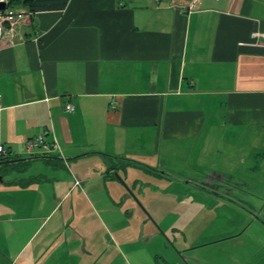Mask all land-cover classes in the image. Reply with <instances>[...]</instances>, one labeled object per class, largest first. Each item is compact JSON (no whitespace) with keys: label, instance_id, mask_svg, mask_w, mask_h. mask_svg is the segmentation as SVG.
<instances>
[{"label":"crops","instance_id":"obj_1","mask_svg":"<svg viewBox=\"0 0 264 264\" xmlns=\"http://www.w3.org/2000/svg\"><path fill=\"white\" fill-rule=\"evenodd\" d=\"M192 1L70 0L64 10L32 14L12 42L0 41V144L12 159L40 157L0 169V264H42L50 252L51 264H69L70 255L88 252L80 245L93 235L69 236V214L49 223L66 207L76 209L74 220L85 206L95 214L119 200L129 204L109 161L128 164L129 174L151 173L149 166L171 173L189 142L198 173L264 174V38L254 37L264 34V0H203L189 13ZM11 10L29 12L21 1ZM45 130L61 152L27 154L25 143ZM219 130L232 136L219 140ZM220 141L226 148L218 150ZM217 155L236 165L217 169L210 163ZM235 177L228 181L241 196L208 200L236 217L224 218L229 237L213 243L236 247L156 253L157 264H264V184ZM128 208L137 215L135 205Z\"/></svg>","mask_w":264,"mask_h":264},{"label":"rangeland","instance_id":"obj_2","mask_svg":"<svg viewBox=\"0 0 264 264\" xmlns=\"http://www.w3.org/2000/svg\"><path fill=\"white\" fill-rule=\"evenodd\" d=\"M220 131L217 132L221 135L219 140H225L232 136L228 130L225 135L221 134ZM222 145L226 148L227 143L220 141L217 144L218 150L221 149ZM182 148L185 149V155L181 154L182 156L178 160V170L167 173L168 177L156 175L152 171L145 175H141L139 171H133L129 174L130 186L135 184L137 179L141 181L135 188L124 186L125 193L134 199H129V204L126 200L123 203H121L122 200H119L118 206H110L109 209L104 210V213L98 209L95 214L85 206L79 214V219L76 216L74 220L72 214L76 209L73 210L68 207L51 216L54 217L49 223V227L60 218L62 212L66 215L69 214L70 219L65 227L71 228L68 231L71 237L77 239L76 235L79 236L77 233L80 232L84 235H93L91 241L88 240L85 244L82 240L80 245L81 249L79 250H87L88 252H82L84 254L82 255L79 251L80 254L77 252L70 255L69 258H66L69 260V264H76L72 259L73 255H79L81 264H138V262L140 264H157L153 258L156 253L187 252L195 255H206L210 252H225L236 247L237 243L234 241H216L213 243L217 239L229 237V229L231 228L224 218L228 217L232 222H235L236 217L227 210L218 213L220 208L213 201L208 200L209 197L213 196L207 193V188H205V193L202 190L197 191L196 188L194 189L187 183L193 181L196 184H208L207 181L216 179L217 181L212 182L211 185H218V183H225L228 179L236 176L235 179L244 178L254 181L253 185L259 182L264 184V174H250L242 169L230 172L231 174L223 172L228 175H224V177L217 176V174L207 176L208 172L204 171L205 173L201 174L195 168L198 151L193 153L189 142H186ZM158 157L160 158V156ZM210 160V163L222 171L227 165H236L234 157L231 158L229 155H217V157H211ZM153 163L158 165L157 161H153ZM149 168L153 169L152 166ZM75 169L74 167V171ZM0 175L4 174L1 172ZM120 176L122 179H126L125 174L121 173ZM240 189L239 187L235 192V196L242 195ZM116 196L119 197V195ZM141 196L144 202L140 200L139 197ZM119 203H121L120 206ZM130 204L136 206L137 215L129 210ZM205 205L214 208L213 213L211 211L209 213L208 206ZM89 213L92 215L89 216ZM221 213L225 216L220 215ZM235 215L237 214L235 213ZM80 217L90 219L81 222ZM75 232H77L76 235ZM57 236L56 239L64 240V235L58 234ZM85 238L88 237L85 236ZM93 252H97V254L95 255ZM25 255L27 256L28 252ZM181 260L183 264H186L184 259L181 258ZM42 264H51V252L43 258ZM158 264H163L162 260L158 261Z\"/></svg>","mask_w":264,"mask_h":264},{"label":"built area","instance_id":"obj_3","mask_svg":"<svg viewBox=\"0 0 264 264\" xmlns=\"http://www.w3.org/2000/svg\"><path fill=\"white\" fill-rule=\"evenodd\" d=\"M155 2H159V0H154ZM203 0H193L192 4L188 7L187 11L193 12L197 6L202 2ZM215 1H221V0H215ZM30 12L26 11H19V10H8L0 12V41L2 40H9L12 42L14 40L15 35V28L21 24L24 23L25 20L29 19L31 17ZM255 38L263 37L264 34H255ZM111 109L117 110L118 104L117 102H114L111 104ZM65 111L67 113L73 114L75 112V108L72 104H67L65 107ZM51 135L50 131H43L37 138L28 140L25 143V151L27 154L32 155L36 151H42L44 153H52V152H58L60 153L58 141L55 136H53L51 142L47 141V138ZM12 156L11 151L4 145L0 144V161L3 159L10 158ZM77 185L79 183H76Z\"/></svg>","mask_w":264,"mask_h":264},{"label":"flooded vegetation","instance_id":"obj_4","mask_svg":"<svg viewBox=\"0 0 264 264\" xmlns=\"http://www.w3.org/2000/svg\"><path fill=\"white\" fill-rule=\"evenodd\" d=\"M63 160L64 161H66L64 158H63ZM117 160H120L121 162L122 161H124L123 159H121V158H118ZM127 161H130V160H127ZM67 162V161H66ZM130 163H134L133 161H130ZM109 164H110V166H114V171L115 172H117L119 175H120V173H123V174H129V173H127L128 172V169H129V165L128 166H126V165H123V163H122V165L121 164H119V165H117V166H115L114 165V162H113V164L109 161ZM17 168H18V166H17ZM20 168V167H19ZM6 170V169H5ZM20 170V169H19ZM150 170L152 171V172H154V174H156V175H160V176H165V177H168L169 175L167 174V173H169V172H167V171H165V170H162V169H159V168H153V169H151L150 168ZM214 176L215 174H208L207 176ZM217 177V176H216ZM115 178V177H114ZM122 180H124V179H122ZM215 181H217L216 179H214V180H210V181H207V183H208V188L207 187H205V186H202V185H200V184H196V183H194L193 181H192V183H190V182H188L187 183V185H189V186H192L194 189L196 188V190L197 191H200V190H202L203 192H205L206 193V189L205 188H207V193L210 195V196H216V197H219V198H226L227 200H230V198L229 197H227L226 195H229V194H227V192H222L223 190H226L225 188L224 189H220V190H218V189H216V188H218L219 187V185L220 184H218V185H216V187L214 188V190L213 189H210L209 187L210 186H213V185H211L212 184V182H215ZM226 181V180H225ZM227 182H229L230 183V181H228L227 180ZM76 183H79L78 185H80L81 183L79 182V181H77ZM124 183H125V180H124ZM123 185V184H122ZM125 185H126V183H125ZM124 186V185H123ZM127 186V185H126ZM221 186V185H220ZM234 186H235V188H237V189H239V185L238 184H235L234 183ZM241 188V187H240ZM215 189L216 190H218V191H220V192H216L215 191ZM205 190V191H204ZM241 190V189H240ZM217 194H219V196L217 195ZM226 194V195H225ZM225 195V196H224ZM229 196H231V195H229ZM232 197V196H231ZM234 198H236L235 196H234ZM235 204H236V206L238 207L239 206V208H242V209H245V210H249L248 212H254L251 208H248L246 205H244L242 202L240 203L239 201H235L234 202ZM258 217V216H257Z\"/></svg>","mask_w":264,"mask_h":264},{"label":"water","instance_id":"obj_5","mask_svg":"<svg viewBox=\"0 0 264 264\" xmlns=\"http://www.w3.org/2000/svg\"><path fill=\"white\" fill-rule=\"evenodd\" d=\"M7 7H8V5H7V3L5 2V1H1L0 2V12H3V11H5L6 9H7ZM103 156H104V158H113V159H116L115 157H113V156H109V155H106V154H103ZM82 157H84V156H82ZM38 158H40V157H29V158H22V159H10V160H7V161H0V169H2V168H6V167H10V166H14V165H16V164H20V163H24V162H29V161H32V160H35V159H38ZM41 158H45V159H48L49 157H46V156H44V157H41ZM109 170L111 171V172H113V177H115V180H119L120 182H121V184H123L125 187H128V186H126L125 185V183H124V180H122V178H121V176L117 173V172H115L114 171V168L112 167V166H110L109 165ZM3 177H4V175H0V182H3ZM198 184V183H197ZM200 184V183H199ZM219 184V183H218ZM200 185H202V186H205V187H207L208 188V184H205V183H202V184H200ZM221 185V186H220ZM220 185H219V187L218 188H216V189H218V190H220V189H226V190H223L222 192H227V194H229V195H231V196H229V195H226L227 197H229L230 199L232 198V199H234L233 197L235 196V192L238 190L237 188H235V186L234 185H231V183H228V182H225V183H220ZM216 187V185H213V186H210L209 188L210 189H214ZM215 189V190H216ZM130 194H131V192H130ZM217 195H219V194H217ZM224 195V196H225ZM226 199V198H225ZM231 201H233V200H231Z\"/></svg>","mask_w":264,"mask_h":264},{"label":"trees","instance_id":"obj_6","mask_svg":"<svg viewBox=\"0 0 264 264\" xmlns=\"http://www.w3.org/2000/svg\"><path fill=\"white\" fill-rule=\"evenodd\" d=\"M1 1H5L8 5V7L5 11L11 10L14 3L21 1L29 8V12L31 14H34V13H38V12L64 10L67 7L70 0H0V2ZM10 159H12V158L10 157L7 159H3L1 161H7ZM117 159L118 158H116V160ZM107 160L109 161L108 158H107ZM126 166H128V164H126ZM112 167L114 168V166H112ZM2 169H4V168H2ZM35 181H36V178L31 179L27 184L34 183Z\"/></svg>","mask_w":264,"mask_h":264}]
</instances>
